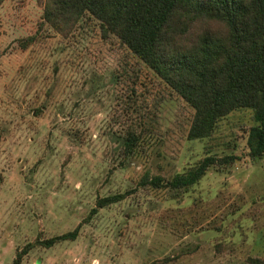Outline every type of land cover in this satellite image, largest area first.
I'll return each instance as SVG.
<instances>
[{
    "label": "rangeland",
    "instance_id": "374dc122",
    "mask_svg": "<svg viewBox=\"0 0 264 264\" xmlns=\"http://www.w3.org/2000/svg\"><path fill=\"white\" fill-rule=\"evenodd\" d=\"M39 0L0 5V264H248L264 257V156L244 146L250 110L189 140L192 108L88 16L67 38L38 30ZM129 128L141 148L118 164ZM214 165L182 196L140 188L148 171L167 178L205 155ZM128 192L98 208V197ZM74 240L35 244L74 229Z\"/></svg>",
    "mask_w": 264,
    "mask_h": 264
},
{
    "label": "trees",
    "instance_id": "16d2710c",
    "mask_svg": "<svg viewBox=\"0 0 264 264\" xmlns=\"http://www.w3.org/2000/svg\"><path fill=\"white\" fill-rule=\"evenodd\" d=\"M4 0H0V5ZM40 30L69 38L85 17L94 19L100 32L114 35L193 110L187 138L203 140L217 132L220 122L236 110H250L244 146L251 160L264 156V0H39ZM39 30V31H38ZM141 135L129 128L120 139L119 165L138 154ZM240 156L205 155L184 173L167 178L144 172L137 186L168 190L172 198L182 196L217 165L227 168ZM128 192L98 197V208L118 202ZM74 229L37 239L46 248L74 240ZM27 243L17 251L12 264H21ZM248 264H264V257L249 255ZM150 264H155L151 262Z\"/></svg>",
    "mask_w": 264,
    "mask_h": 264
}]
</instances>
